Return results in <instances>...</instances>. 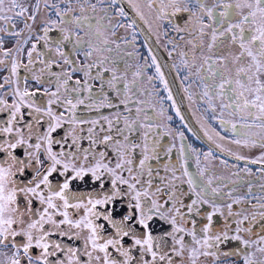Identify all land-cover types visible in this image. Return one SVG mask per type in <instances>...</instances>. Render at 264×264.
I'll return each instance as SVG.
<instances>
[{"label": "snow or ice", "instance_id": "1", "mask_svg": "<svg viewBox=\"0 0 264 264\" xmlns=\"http://www.w3.org/2000/svg\"><path fill=\"white\" fill-rule=\"evenodd\" d=\"M40 2L36 0L30 6V11L19 0H7V8L6 0H0V22H4L0 26V52L4 57L0 59V66L7 67L9 71V75L0 83V113L7 112V119L0 120V264H175L174 257H183L186 250L191 264H196L201 256H217L219 246L231 241L239 242L243 248L255 245L257 251L264 253V235L254 241L242 236V233L251 234V227L244 226L246 221L250 224L257 215L264 220V199L253 197L258 200V204L251 207H258L261 211H253L250 217L241 216V212L234 211L233 206L242 204L246 197H233L236 189H231L225 194L231 201L226 206L227 216L240 218L233 220L235 228L226 221L225 226L233 234L214 230L213 218L225 215L215 198L221 196V187H227L226 184L213 187L211 177L202 182L185 168L189 190L195 194V198L185 204L182 197L189 193L178 192L174 180L154 184L153 169L148 163L154 157L148 155L147 142L143 145L131 142L124 134V129L117 130L123 140L115 139L112 135H104L97 140V126L100 132L105 131L100 125V118L86 120L77 116L78 106L85 105V100L91 99L90 96H81L85 91L91 93L88 80L103 75L97 72L94 77L91 69L100 67L106 58L81 65L70 56L78 57L82 52L87 60L94 52H111L112 49L107 47L108 40L105 38L102 41L105 47L101 48L99 44L93 45L89 41L87 50H83V36L79 31L69 28H61V35L55 40L49 33L56 30L57 24L75 25L81 30L87 27L89 33L100 41L107 30L105 25L100 21L92 23L88 16L70 15L74 11V3L81 5L80 13L86 11L83 4H88L95 12L96 4H91L90 0H52L51 3L43 0L49 18L40 25L42 35H36L35 38L37 42L43 41L47 53L38 51L37 43H32L26 52L27 63L14 58L24 53L25 45L33 38L31 34L24 40L18 39L13 49L5 50V35H24L22 30H15L18 19L29 33L32 32L40 13ZM104 2L98 0L100 4ZM119 3L120 0H108L109 7ZM61 4L65 7L61 8ZM132 7L137 8L135 4ZM148 7H153V4L149 2ZM167 7L173 9V16L188 13L189 22L196 19L201 38L205 36V28L211 29V42L207 45L209 52L217 46L218 39L221 43L228 41L237 48V52L231 55V67L223 55L215 59L209 56L204 58L196 75L200 76L202 71L211 74L201 76L204 82L203 96L213 113L217 110L213 101L221 102L220 114L213 119L236 137L230 142L243 148L264 149V0H235L234 3L232 0H212L211 5L207 0H168L167 4L162 0L159 8L161 16L169 15L165 11ZM116 10L119 16L126 15L123 8L118 7ZM101 11L105 12V17L101 19L111 20L112 17L107 16V9L102 8ZM53 12L56 19H51ZM137 12L139 14L138 9ZM205 18L210 23H205ZM128 27H132V24ZM181 30L176 27V31ZM112 35H115L114 29ZM66 42H72L71 53L63 48ZM192 46L198 47L196 44ZM116 47H120L119 43ZM199 47L202 48L203 44ZM53 51L61 60L45 59ZM34 53L37 60L33 59ZM152 59L155 64V57ZM36 63L44 65L39 70L41 75L33 70L32 66ZM184 63L187 67L186 60ZM217 64L222 69L217 68ZM21 68L32 72V82L40 87L29 90V78L20 77ZM53 68H60L61 71H53ZM156 71L160 73L158 65ZM44 73L55 77V90L43 87L45 83H53L42 78ZM76 73H80L81 78L74 79ZM116 79L113 72L112 79L108 81L111 87H114L113 81ZM38 95L46 97V101H37ZM5 96L11 97V103ZM168 99H172L171 93ZM121 103L126 105V101ZM114 106L118 107L107 100L106 94L105 100L99 105L95 101L86 105L95 110ZM226 113L234 119L225 120L223 117ZM102 118L107 121L108 131H111L113 121ZM120 118L117 115V122ZM168 119L171 120V117ZM124 120L128 132L136 130L133 126L135 122L127 123V117ZM86 123L91 127L87 129V136H82V126ZM148 127L150 130L151 126ZM256 129L259 131H254ZM61 130L64 134L57 136ZM216 135L224 139L220 133ZM180 136L183 134L180 133ZM85 139L88 141L87 147L82 146ZM147 139L145 133L144 140ZM110 142L114 159L109 156ZM100 145L104 149L98 151ZM137 148H142V158L134 161L133 155ZM152 151L155 153L154 148ZM181 155H184L183 145ZM210 155L212 153L209 151L205 157ZM235 159L245 160L247 164H261L260 171L264 172V153L255 159L240 155H236ZM145 170L147 179L144 178ZM245 171L251 174V169L246 168ZM205 172L206 169H200L199 177H204ZM172 176L179 179L175 171ZM74 182L90 187L74 189ZM247 195H253L251 186ZM202 205H208L211 211L205 216L206 222L197 229L196 220L191 218L201 215ZM154 220L170 225V231L154 235ZM189 223L191 227H186ZM185 236L191 238L192 246L185 243ZM168 237L173 242L170 249L165 247ZM65 240L73 243L67 244ZM75 241H82V246H75ZM8 249H11L10 255L5 252ZM33 249L38 250L35 255ZM231 254L243 253L237 249ZM53 257L56 259H51ZM244 264H255L252 253L244 256Z\"/></svg>", "mask_w": 264, "mask_h": 264}, {"label": "flooded vegetation", "instance_id": "2", "mask_svg": "<svg viewBox=\"0 0 264 264\" xmlns=\"http://www.w3.org/2000/svg\"><path fill=\"white\" fill-rule=\"evenodd\" d=\"M19 2L24 6H28L31 11L30 6L34 5L36 0H19ZM51 2L52 0H49V3ZM149 2L153 4V7H148ZM161 2L162 0H120L119 5L109 7L108 0H105L103 4L98 3V0H90L91 4L97 5V10L93 12L88 7V4H83V7L86 9L84 13H80L79 11L81 5L74 3V11L70 15L88 16L92 23L100 21L105 25L107 30L104 31L101 40L97 41L89 33L87 27L81 30L77 29L75 25L67 24H57L56 30L50 32L49 36L53 40L59 38L61 28L79 31L85 42L83 50H87V42L89 41L93 45L99 44L103 48L105 47L102 42L103 39L106 38L108 40L107 47L112 49L111 52H94L87 60L84 58L82 52L78 57L70 56V58L77 60L81 65L106 58L100 67L91 69L92 76L95 77L97 72H101L103 75L102 77L96 79L90 78L88 80L91 86V93L85 91L81 93V96H90L91 99H86L85 105L78 106L77 116L86 120L100 118V125H103L105 131L100 132L99 126H97V140L104 135H112L115 139L123 140V137L117 130L124 129V134L129 137L131 142L141 145L147 142L149 145L148 155L154 157L148 161L153 169L154 184L174 180L178 192L189 193L187 196L182 197L185 204L195 198V194L189 190L187 184L188 177L184 175L185 168L189 173L196 175L202 182H206L211 177L213 187L226 184L227 187H221V196L215 198L216 203L222 207L225 215H217L213 218V229L217 231H229V234H233L225 226L226 221L232 224V228H235L236 225L232 222L240 217L227 216L226 206L231 201L225 194L234 188L236 191L233 192V197H246L242 204L233 206V210L241 212V216L248 215L250 217L253 211H261L258 207L255 209L251 207V205L258 204V200L253 197L264 199V172L260 171L262 165L247 164L245 160H236L235 156L240 155L248 159H255L261 153H264V149L243 148L230 142L236 137L232 136L230 130L225 131L218 120L213 119L214 116L218 117L220 114L219 105L221 102L219 100L213 101L217 109L213 113L209 110L208 103L203 96L204 82L201 80V76H210L211 74L207 71H202L200 76H198L196 75V71L203 64L204 58L209 56L215 59L216 56L223 55L229 61V67H231V55L237 52V48L228 41L221 43V40L218 39L216 42L217 46L213 47L212 51L209 52L207 45L211 42V29L205 28V36L201 38L196 19L193 18L189 22L188 13H180L173 16L171 15L173 11L171 7L165 9L169 14L168 16H161L159 12ZM207 2L211 5L212 0H207ZM232 2L234 3L235 0H232ZM163 3L167 4L168 0H163ZM133 4L137 6L136 9L132 7ZM8 6L6 0L5 7L7 8ZM63 7L65 5L61 4V8ZM118 7L124 9L126 14L124 17L118 15L116 10ZM102 8L107 9V16L112 17L111 20L107 18L101 19L105 17V12L101 11ZM217 11H220V9H217ZM244 11L246 12L247 10L245 9ZM9 15H12V13H9ZM48 18L49 13L45 10L43 0H41L40 13L33 25L32 32L29 33V30L25 29L23 23L18 19L15 30H22L24 35L21 37L5 35L3 37L5 50L13 49L18 39L24 40L31 34L33 38L25 45L24 53L18 54L14 58L27 63L26 52L31 48L32 43H37L38 51L47 53L43 41L37 42L35 37L36 35H42L39 31L40 25ZM238 18L239 16H237ZM51 19H56L54 12L51 15ZM3 23L0 22V26H3ZM205 23H210L207 18H205ZM129 24H132V27H128ZM117 25H124V27H116ZM177 26L182 30L176 31ZM112 29L115 30V35H112ZM189 41L192 43H189ZM117 43L120 45L119 48L116 47ZM193 44H196L198 47L193 48ZM201 44H203L202 48L199 47ZM63 48L66 52L71 53L72 42H66ZM149 50H151V54ZM182 53L186 55L182 56ZM153 56L155 57V64H153ZM48 58L61 60L60 57L55 55L54 51L45 56V59ZM0 59H4L2 52H0ZM33 59H38L35 53L33 54ZM185 60L187 61V67L184 63ZM157 65L159 66L160 73L156 71ZM32 67L37 75H41L39 70L44 65L36 63ZM63 67L67 68L66 65ZM216 67L222 69V66L219 64ZM52 70L56 72L61 71L60 68H53ZM113 72H115L117 79L113 81L114 87H111L108 81L112 79ZM19 74L20 77L29 78V90L40 87V85L32 82V72L21 68ZM161 74L163 80H161ZM8 75V68L0 66V83ZM42 78L45 81H53L50 84L45 83L43 87L55 90V77H49L47 73H44ZM75 78H81V74L76 73L74 75ZM165 82H167V90H165ZM215 83H218V81H215ZM126 84L128 86L127 89H125ZM21 87H23L22 83ZM169 93L172 96L171 100L168 99ZM105 94L107 100H110L113 105H118V107H99L98 110L86 107V105L91 104L93 101L99 105L105 100ZM5 99H8L9 103H11L10 96H5ZM36 99L43 102L47 98L38 95ZM121 101H126V105L121 103ZM177 110H179V116H177ZM117 115L121 117L118 122ZM102 117H107V120L113 121L111 131H108L107 121ZM124 117H127V123L129 124L135 122L133 125L136 129L135 131L128 132L126 130ZM168 117H171V120ZM223 118L225 120L234 119L227 113ZM5 119H7V112L0 113V120ZM140 125H144V127H140ZM149 125L151 126L150 130ZM82 127L84 128V132L81 135L87 136V129L91 125L86 123ZM254 131L259 130L256 129ZM217 132L224 139H220L216 135ZM145 133L148 136L147 141L144 140ZM180 133L183 134L182 137ZM63 134V130H61L56 135L60 136ZM209 137H211V140ZM182 145L184 148L183 156L181 155ZM217 145L220 147H217ZM82 146H88L87 139L82 141ZM153 148L155 149V153L152 151ZM169 148H171V151H169ZM103 149L104 146L100 145L97 150ZM108 151L110 158L114 159L111 142L108 145ZM209 151L212 155L206 158L205 154ZM197 157L199 158V162H197ZM140 158H142V148H137L133 159L134 161H138ZM246 168L251 169V174L245 171ZM200 169H206L205 175L202 178L198 175ZM173 171L179 177L178 180L172 176ZM157 173H159L158 176ZM235 173H239V175L237 176ZM144 178L147 179L146 170ZM161 178H163V181ZM236 181L240 182L236 183ZM250 186L252 188V196L247 195ZM85 187H90V185H77L75 182L73 184L74 189ZM182 211H186V209H182ZM209 211L211 209L208 205H202L200 209L201 215L191 218L196 220L197 229L206 222L205 216ZM244 226L251 227V234L242 233L244 239L254 241L259 236L264 235V220L260 219L259 215L250 224L246 221ZM186 227H191V224L189 223ZM152 228L154 235L170 231V225L158 220L153 221ZM19 239L18 237L17 240ZM64 242L67 244L73 243L66 240ZM82 243V241H75V246H82ZM172 243L171 238L168 237L165 242L166 249H170ZM185 243L192 246L191 238L185 236ZM237 249H240L243 254H231ZM32 251L34 255L38 252L36 249ZM211 251H216V249H212ZM5 252L7 255H10L11 249L5 250ZM225 252L230 254L223 255ZM249 253L253 254L255 264H262L264 262V253L257 251L255 245L250 248H243L239 242L231 241L219 246L217 256H201L196 264H244V256ZM51 259L55 260L56 258L53 257ZM81 259H84V257H81ZM174 261L175 264H191V261L187 257V250L183 257L175 256Z\"/></svg>", "mask_w": 264, "mask_h": 264}]
</instances>
